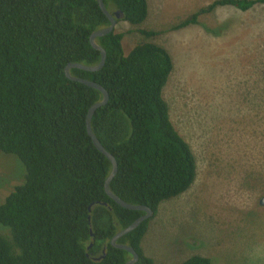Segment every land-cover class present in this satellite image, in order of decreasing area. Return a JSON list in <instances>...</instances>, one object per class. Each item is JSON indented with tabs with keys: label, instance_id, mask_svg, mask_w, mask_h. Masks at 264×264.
<instances>
[{
	"label": "trees",
	"instance_id": "obj_1",
	"mask_svg": "<svg viewBox=\"0 0 264 264\" xmlns=\"http://www.w3.org/2000/svg\"><path fill=\"white\" fill-rule=\"evenodd\" d=\"M115 17L120 10L130 24L147 16L146 0H103ZM264 0H214L246 11ZM193 14L172 29L198 23ZM109 25L96 0H0V151L24 165V182L0 204V264H124L130 252L110 239L143 214L110 198L104 182L110 160L86 131L89 107L102 93L70 80L68 63L87 66L100 60L89 41ZM207 29V27L205 26ZM145 38L157 31L140 29ZM124 33L115 28L96 38L105 50L96 71L70 69L72 76L100 84L108 99L94 111L90 126L115 158L110 190L152 215L122 235L117 243L133 248V264H155L141 241L148 222L164 200L185 192L196 177L194 154L176 131L162 90L172 59L162 46L141 39L125 54ZM9 237V238H8ZM179 264H211L192 255Z\"/></svg>",
	"mask_w": 264,
	"mask_h": 264
},
{
	"label": "rangeland",
	"instance_id": "obj_2",
	"mask_svg": "<svg viewBox=\"0 0 264 264\" xmlns=\"http://www.w3.org/2000/svg\"><path fill=\"white\" fill-rule=\"evenodd\" d=\"M213 1L148 0L143 22L115 26L123 53L144 39L171 56L162 96L196 163L191 186L148 222L141 245L155 264L196 254L211 264H264V3L200 13ZM196 13L197 24L172 29ZM140 29L157 35L145 39ZM24 175L22 162L0 151V204ZM7 231L0 224V235Z\"/></svg>",
	"mask_w": 264,
	"mask_h": 264
},
{
	"label": "water",
	"instance_id": "obj_3",
	"mask_svg": "<svg viewBox=\"0 0 264 264\" xmlns=\"http://www.w3.org/2000/svg\"><path fill=\"white\" fill-rule=\"evenodd\" d=\"M99 8L102 10V12L107 16L108 20H109V25L103 28H100L94 32H92L89 36V41L90 44L97 50H99L100 52V60L98 61L97 64L95 65H91V66H87V65H83V64H78V63H68L65 68H64V74L67 78H69L70 80H74V81H78L82 84H85L87 86L93 87L98 89L101 93H102V98L100 101L92 104L87 112V116H86V131L87 134L89 135V137L91 138V141L93 143V145L101 152L103 153L111 162V171L108 174L105 182H104V190L106 192V194L112 198L116 203H118L120 206L126 208V209H131V210H141L143 211V214L140 215L138 218H136L131 224H129L128 226H126L124 229H121L120 231H118L111 239H110V243L117 247V248H121L124 249L128 252H130L131 254V258L129 260H127L124 264H133L137 259L138 256L136 254V252L133 250L132 247L125 245V244H121V243H117L116 240L118 238H120L122 235L130 232L131 230H133L134 228H136L142 221L148 219L149 217H151L152 215V210L146 206L143 205H137V204H129L123 200H121L118 196H116L114 193H112V191L110 190V180L112 179V177L115 175L116 171H117V163L115 158L101 145L100 141L98 140V138L94 135V133L91 130V126H90V121H91V117L94 113V111L96 110V108H98L99 106L103 105L104 103L107 102L108 99V94L106 92V90L98 83L88 80V79H84V78H80V77H75L72 76L70 73V69L73 67L82 69V70H88V71H96L99 70L105 62V56H106V52L105 50L96 42V38L98 36H103L109 32H111L115 26H116V22H117V18H122V12L120 10L114 12L115 17L112 16V14L110 12H108V10L105 8L103 0H96ZM258 203L262 206H264V195H262L259 198Z\"/></svg>",
	"mask_w": 264,
	"mask_h": 264
},
{
	"label": "crops",
	"instance_id": "obj_4",
	"mask_svg": "<svg viewBox=\"0 0 264 264\" xmlns=\"http://www.w3.org/2000/svg\"><path fill=\"white\" fill-rule=\"evenodd\" d=\"M147 1V5H148V0H146ZM148 7V6H147Z\"/></svg>",
	"mask_w": 264,
	"mask_h": 264
}]
</instances>
